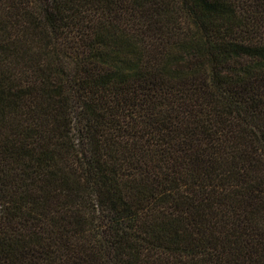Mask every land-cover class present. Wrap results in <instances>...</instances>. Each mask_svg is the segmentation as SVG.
I'll return each mask as SVG.
<instances>
[{"label": "trees", "instance_id": "1", "mask_svg": "<svg viewBox=\"0 0 264 264\" xmlns=\"http://www.w3.org/2000/svg\"><path fill=\"white\" fill-rule=\"evenodd\" d=\"M0 264H264V0H0Z\"/></svg>", "mask_w": 264, "mask_h": 264}]
</instances>
